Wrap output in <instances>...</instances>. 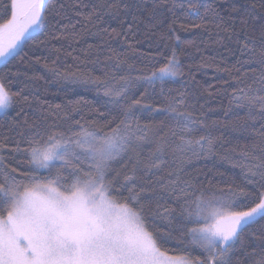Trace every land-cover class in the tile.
Segmentation results:
<instances>
[{"label": "snow or ice", "instance_id": "1", "mask_svg": "<svg viewBox=\"0 0 264 264\" xmlns=\"http://www.w3.org/2000/svg\"><path fill=\"white\" fill-rule=\"evenodd\" d=\"M258 3L264 12V0ZM88 7L83 0L71 6L63 0L0 2V64L12 65L0 72V114L6 119L23 103L33 116L31 123H15V136L0 139V264H264V126L255 132L259 154L245 150L240 163L232 164L244 173L240 183L233 179L221 186L192 175L187 166L212 155L216 139L189 110L186 94L165 93L166 83L183 74L176 48L157 46L148 71L136 77L128 63L136 57L121 58L115 50L95 76L78 67L61 72L57 57L49 68L57 81L96 91L105 111L97 109L95 117L81 115L77 107L39 104L30 85L41 77L22 80L24 74L13 70L22 45L46 47L69 31L78 35L75 25L69 29V11L89 23L105 16L121 27L127 23L121 33L127 38L138 23L155 27L164 12L175 15L177 8L186 16H200L203 9L204 19L211 17L226 31L240 9L228 0L219 6L201 0H103ZM256 8L252 2L245 9L240 33L233 29L237 43L243 41V63L260 71L254 93L241 88L233 95L250 117L253 109L264 116V15L255 16ZM250 19L252 33L243 31ZM140 81L153 88V99L160 85L162 106L144 103L146 93L133 90ZM14 84L22 87L13 91ZM153 112L164 117L159 128L141 123L155 119ZM222 160L232 157L225 152Z\"/></svg>", "mask_w": 264, "mask_h": 264}, {"label": "trees", "instance_id": "2", "mask_svg": "<svg viewBox=\"0 0 264 264\" xmlns=\"http://www.w3.org/2000/svg\"><path fill=\"white\" fill-rule=\"evenodd\" d=\"M63 2L71 6L73 0H63ZM102 2L103 0H83V3L89 6L85 11H91L93 4ZM148 2L151 3V0ZM201 2L219 6L223 0H201ZM252 2L257 4L255 16L264 15L259 8L258 0H228V4L235 3L240 11L234 14L233 23L224 26L226 31L223 28H217L211 17L204 19L203 9L200 16H186L177 8L175 15L164 12L155 27L147 21L138 23L134 29L135 35L127 38L121 34L127 31V23L121 27L118 20L108 16L104 17L103 22L89 23L84 16H77L75 12L69 11L68 15L72 18L69 29L75 25L78 35L73 38L72 32L69 31L66 37L51 40L46 47L37 46L35 42L23 45L22 56L13 61L15 66L13 70L18 69L24 74L21 76L22 80L27 77H41L36 79L34 86L30 85V90L36 92L39 97V104L43 105L46 101L53 106L60 104L63 108L77 107L81 115L95 117L99 115L97 109L100 112L105 111L101 107L96 91L91 85L57 81L49 71L57 57H59L57 66L61 72L69 67L76 71L78 67L81 71L95 76L100 75V69L107 61L108 55L111 50H115L120 53L121 58L136 57L128 59V63L135 66V71L131 74L136 77L148 71L151 57L156 55L157 46L161 50H167L165 45L174 47L181 61L183 74L175 81L166 83L165 93L186 94L189 110H193L196 116L206 121L209 131L216 139L213 154L199 159L193 158L191 164L187 166L188 171L192 175L199 176L201 180L207 177L208 180L221 186L233 179L240 183L244 173L239 167L233 168L232 164L240 163V153L245 150L259 154L262 145L255 132L264 126V116H261L258 109H253L250 117L249 109L233 100L234 92L239 94L241 88L254 93L259 87V69L253 72L245 66L241 53L243 41L237 43L233 36V29L237 33L242 31L240 19ZM128 22H131L130 17ZM254 23L255 21L250 19L249 27L243 31L252 33ZM196 25L200 26L196 27ZM113 29H116L115 33ZM171 29L175 30L171 39H162L169 35ZM255 35L258 36V32ZM175 36H179L180 40L176 41ZM38 38L43 39V36ZM24 53L27 55L25 56ZM36 57H40L39 62H36ZM74 57L76 59H73ZM97 58L100 64L95 63ZM46 62L48 67H45ZM9 68H12V65ZM9 68L0 64V72H7ZM20 87L22 85L14 84L13 91H17ZM137 88L146 93L148 99L144 101L145 104H152L153 108L162 106L159 98V84L155 86L156 99H153V88L143 81L135 85L133 90ZM18 112L19 116H17ZM73 115L76 114L73 113ZM151 115L155 119H142L141 123L159 128L160 121L164 117L156 116L155 112ZM76 118L79 119L80 116L76 115ZM25 119L31 123L33 116L32 109L23 103L10 111L6 119L3 118V114L0 115V139L15 136L13 126L17 121L23 124ZM236 124L241 127L235 128ZM233 149L235 151H232ZM225 152L232 157L231 162L222 160ZM145 156H147V150ZM167 158L171 164L173 155L169 153ZM167 171L168 169H165V174ZM158 178L153 177V179Z\"/></svg>", "mask_w": 264, "mask_h": 264}, {"label": "rangeland", "instance_id": "3", "mask_svg": "<svg viewBox=\"0 0 264 264\" xmlns=\"http://www.w3.org/2000/svg\"><path fill=\"white\" fill-rule=\"evenodd\" d=\"M22 46H23V45H22ZM22 46H21V47H22ZM0 115H2V114H0Z\"/></svg>", "mask_w": 264, "mask_h": 264}]
</instances>
